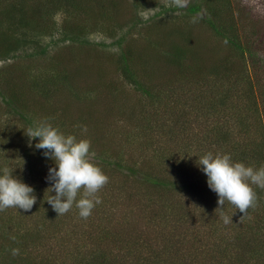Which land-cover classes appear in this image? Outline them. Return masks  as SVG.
Here are the masks:
<instances>
[{"label":"rangeland","instance_id":"1","mask_svg":"<svg viewBox=\"0 0 264 264\" xmlns=\"http://www.w3.org/2000/svg\"><path fill=\"white\" fill-rule=\"evenodd\" d=\"M82 1L93 9L99 8L102 3L106 7L109 5L108 0ZM192 1L185 0V6L177 7L171 4V0H115L119 11H122L116 14L117 19L103 21L99 18L96 25L87 28L88 31L81 35L82 42L64 38L65 23L75 21L74 17H71L72 14L68 15L65 10L58 11L49 20H44L43 29H47L46 31L43 30L37 35L35 30L31 32V36L30 33L27 34L29 37L22 36L27 38L26 42L21 41L17 50L0 57V71L2 80L4 77L17 76L14 77V81L23 91L22 97L27 105L28 117L23 119L11 113L0 96V169L7 166L14 169V176L25 175L27 159L24 154L27 150H31L30 158L35 161L40 155L44 156L43 150L34 147L38 138L30 140L26 135L29 127L43 119H48L65 134L89 139L91 152L95 153L96 161L101 156L98 152L105 151L118 157L122 165L146 160L149 169L160 177L174 178L178 172L182 174L184 170L192 172L196 170L200 173V179L206 182L205 191L210 189L207 177L201 170L202 166L197 165L199 159H195L198 146H202L204 154L224 153V150L229 152L228 143L231 145L234 143L231 139L239 137L241 140L238 139L237 143L240 145L238 147L244 149V155L248 154L243 156L246 158L242 162L254 167L264 164V99L260 98V91L264 85V67L261 64H252L250 70L234 62L233 67L240 72L230 78L232 82L230 85L234 88L245 91L252 87L256 91L255 94L260 101L257 110L260 112L248 109L247 102L242 101L237 113L223 115L213 110L210 102L203 96L194 104L193 93L186 90L190 88L188 84L195 86L190 82H195L196 77L205 71L201 69L196 72L184 66L185 70L178 73L177 68H170L161 58L162 52L159 48L156 51L149 50V54L156 56L155 60L160 57V62H155L154 65L150 63L152 66H149V69L144 68L148 73L136 64L134 78L129 79L118 67L116 55L120 49L128 46L127 44L136 41L133 46L139 52L150 46L143 45L141 37L145 35V29L152 23V19H157L158 15L160 18L165 17L171 28L179 24L181 19H185L186 23L187 20L195 21L185 14L188 4ZM230 1L232 6L242 8L240 10V15L244 17L241 27L242 40L248 39L247 41L252 43V49L258 53L257 61L262 60L264 63V0ZM69 11L74 14L77 12L72 7H69ZM77 18L84 20L78 21L79 24L89 26L92 23V18H86L83 13ZM169 18L172 20L169 21ZM116 21L119 25H115ZM188 25L195 36L203 37V29L199 25L192 22H188ZM121 38L124 39L122 42L119 41ZM69 46L73 47L70 54L72 59L65 54ZM163 46L161 45L160 49ZM88 47L91 50L86 51ZM157 50L160 56L156 54ZM216 56L220 57L223 54H210V58L215 60ZM60 71L69 75L71 86L68 87L71 90L65 84L59 87L56 81L54 90L50 85L48 93H42L38 87L32 86L35 75L56 78L54 74H59ZM239 77L242 80L237 82ZM132 79L145 83L144 87L149 88L153 95L154 93L158 95L152 98L142 93ZM248 79L253 84L248 82ZM179 93L183 95L180 96ZM214 125L225 127L226 131L229 129L233 133L239 131L242 133L233 138L230 136L231 139H224L221 135L222 140L218 137L220 132L217 135L216 130H211ZM83 127H86V132L82 131ZM202 135L208 137L209 142L202 141ZM200 143L202 145H199ZM48 169L42 168L39 175L45 176L46 179ZM196 180L194 179L195 182ZM37 181V189L34 191L40 190ZM33 183L34 181L31 182ZM258 190L262 198L258 200L255 208L248 210L247 216L241 218L242 213L225 204L223 209L225 214L231 216L235 212L232 223H223L220 211L216 210L218 198L214 200L213 197L208 199L210 203L201 201V205L187 200L184 212L189 210L193 214L197 213V218L192 221L194 223L187 226H183L184 222L181 226L177 225V216H181L180 214L163 211L164 226L160 227V230L167 235H176L183 242V247H200L204 242L212 243L217 240L221 246L230 245L236 255L242 254L239 250L251 249L250 254H247L240 263L264 264V189ZM134 194L130 195L125 191L123 182L119 186L108 182L98 193L102 203L95 206L87 219L79 216L75 206L63 215H57L51 209L50 219L48 216L41 218L44 215L41 211H33L30 214L16 210L0 213L2 235L3 232L11 230L9 236L13 238V234L16 233L13 230L19 227L22 231L30 225L37 226L34 230H41L40 234L35 233L37 235L35 244H29L30 249L26 248L25 253L20 252L15 256L12 251L10 254L5 251L3 236L0 237V264L9 260L11 264H91L87 263L90 255V246L87 243L96 234H102L105 228H108L110 233L131 231L134 236L143 230L142 239L148 243H155L152 237L159 230L144 221L141 215L144 216L146 210L141 207L145 202L139 195ZM203 194L200 193L201 197ZM183 196L187 197L184 194ZM178 197L176 194L173 196ZM205 212L214 223L211 228L208 225L209 221L203 224L199 218ZM170 213L175 218H171ZM8 217L10 219H7ZM185 218L187 217L183 220ZM238 235L242 238V242H238L243 243L241 245L236 244L234 239ZM221 237L223 238L220 239ZM129 243L136 245V239L131 238ZM140 251L144 253L143 250ZM138 255L137 248L133 251V260Z\"/></svg>","mask_w":264,"mask_h":264},{"label":"trees","instance_id":"2","mask_svg":"<svg viewBox=\"0 0 264 264\" xmlns=\"http://www.w3.org/2000/svg\"><path fill=\"white\" fill-rule=\"evenodd\" d=\"M81 1L0 0V57H5L8 53L17 50L21 41L26 42L27 38H22V36L29 37V35H32L31 32L35 30H37L35 32L37 35L43 30L46 31L47 29H43L44 20H49L58 11L65 10L68 15L72 14L71 17H74L75 21H67L64 25V38L75 42H82L83 39L81 35H84L88 31L87 28L96 25L99 18L103 19V21H115L117 19L116 14L122 12L119 11V7H117L115 0H108V7L102 3L97 9H93L90 5L86 6L84 2L82 1V4ZM136 6V8H138V4H136ZM69 7L75 8L77 12L74 14L69 11ZM241 9L240 7L232 6L230 0H193L188 4L185 14L195 21L187 20V23L192 22L199 25L203 29L204 35L202 38L195 36L190 26H187L185 19H181L179 24L171 28L168 26L167 19L165 17L160 18L161 16L158 15L157 19H152V23L145 29V35L141 37L144 41L143 45L150 46L146 47L142 52H139L136 51L133 46L136 41L135 43L131 42L127 44L128 46L120 49V52L116 55L115 60L117 61L118 67L129 79L134 78L133 72L136 64L139 65L140 69H149V66H152L150 63L154 65L155 62H160V57L155 60L156 56L154 54H149V50L156 51V49L159 48L162 52L161 58L169 64L170 68H177L178 73L185 70L184 66H188L189 70L191 68L196 72H199L201 69L205 71V73L196 77L197 80L195 82H190L195 86L188 84L191 89L186 88V90L193 93L194 102H192L194 104H197L200 97L203 96L210 102V107L215 111H219L222 115L237 113L242 101L247 102L248 109L259 111L257 110L258 102H260L259 97L255 94L256 91L253 90L252 87H248L245 91H240V89H236L233 85H230L232 84L230 78L240 72L238 70L236 71L233 67L235 65L234 62L240 63L241 65L239 64V66H243L244 69L250 70H252V64L254 63L261 64V66L264 67L262 60L257 61L256 58L258 53L252 49V43H249L247 41L248 39H246V41L242 40L241 27L244 17L240 15ZM81 13H83L86 18H92V23L89 26H87V24H79L78 21L84 22V20L77 18ZM155 15L153 17H155ZM123 16L125 17V15ZM170 20H172V18H169V21ZM115 25H119V23L116 21ZM28 33L30 34L27 35ZM123 40L124 39L121 38L119 41L122 42ZM139 41L137 43L138 45ZM161 45H164L162 49H160ZM154 47L156 48L152 49ZM72 48V46H69L65 53L66 57L70 59L73 58L70 55L71 51H73ZM87 50H91V48L88 47L86 51ZM159 50L156 52L158 56H160ZM210 54H223V56H216L215 60L210 58ZM203 62L207 64L205 65ZM14 68L17 69V66ZM257 68L260 69V66L257 65ZM144 70L145 73H148L146 69ZM1 75L2 73L0 71V96L2 101L11 113L16 116H21L23 119L27 118V105L22 97L23 91L14 81V77L17 76L4 77L2 80ZM54 75L57 79L47 75H35L32 86L38 87L42 93H48L50 85L52 90H54L55 81L59 84V87H61L62 84H65L66 87L71 86V79L68 74L66 75V72L60 71L59 74L57 73ZM202 76H204L203 79H200ZM241 80L242 79L239 77L237 82ZM132 81L137 86L136 88H140L142 93L152 98L158 95V93H154L153 95V92H151L149 88L144 87L143 85H145V83L143 84L135 79H132ZM248 82L253 84L249 79ZM68 89L71 90L69 87ZM179 95L181 96L183 94L179 93ZM260 98L261 100L264 99V85L260 91ZM90 115L91 117L93 115L91 111ZM220 127L222 126L214 125V128H211V130H216L215 132L217 135L220 132L218 137L222 140L223 138L220 137L221 135L224 139H231L229 138L230 136L233 138L242 133V131L233 133V131L229 129L226 131L225 127H222L223 130ZM201 139L204 142H209L208 137L205 135H202ZM238 139L241 140L239 137L231 139L234 143L231 145L228 143L227 147L229 152L224 150V153L230 154L234 161L242 162L246 158H243V156H248V154L245 153L244 155V149L238 147L240 146L239 143H237ZM245 144L247 145L248 143ZM199 145L202 144L200 143ZM218 146L220 148L221 145L219 144ZM97 151H99V148ZM98 153H100L101 156H99L98 161L94 160V162L97 163L109 177V182H113V184L118 186L123 182L125 183V191L130 195H133L135 192L134 196L139 195V198H143L145 205L141 208H144L146 213L144 216H141L144 221L150 224L152 228H157L159 232L152 237L155 243H148L147 240L144 241L142 239L144 234L143 230L139 231L137 235L134 236L131 231H114L110 233L108 228H105L102 234H96L87 243V245L89 244L90 246V255L87 263L241 264L240 262L245 256L250 254L251 249H243L239 250L242 254L236 255L230 248V245L224 244L221 246L220 242L217 240H214L212 243L204 242L200 247H183V242L178 239L176 235H167L160 230V227L164 226L162 224V221L165 219L162 217L163 211L167 210L180 214L181 216H177V225L181 226L184 222L183 226H187L193 224L194 222L192 221L197 218L196 212L194 214L189 210L184 212L187 208V200H191L193 204L201 205V201L207 202L210 198L214 197V200L218 198L216 193L212 190H204L206 182L200 179V173L196 170L194 172L184 170L182 174L178 172L174 178L169 176L160 177L149 169L146 160L141 162L137 160L127 165H122L121 160L115 155H109L105 151H100ZM200 155H204L202 146L197 147L195 159H199ZM24 156L27 159L25 161L26 173L25 175L20 174L17 177L25 184L33 187L34 190L37 189L36 180H38L37 182L40 189L34 191L37 197V203L27 214L33 211H41V213H44L41 218L48 216V219H50L49 215L52 208L46 201L48 193L45 190L51 186V182L47 181L45 176L41 177L39 171L44 167H53L54 163L52 160L41 155L36 161L33 160L30 158L32 156L31 150H27ZM250 156H257V154H250ZM124 170L126 172H124ZM190 177L193 178L190 179ZM196 178L199 180H196ZM194 179L197 182H195ZM32 181H34L33 184H31ZM253 187L258 195V200L261 199L262 196L258 187ZM200 193H204L202 197ZM174 194L179 197L173 198ZM183 194L187 197H184ZM11 210H16L18 212L22 211L15 208H8L5 211ZM0 213H4V211ZM170 217L175 218L171 213ZM184 217L187 218L183 220ZM199 218L203 224L209 221L208 225L210 228L214 224L212 220L208 218L206 212L200 215ZM7 219L10 218L8 217ZM39 224L40 223H38V226H40ZM35 227L37 226L30 225L26 229L23 228L22 231L18 227L17 230H13L16 232L13 234V238L9 236L11 230L3 232L4 235L0 233V237L3 236L2 243L5 244V251L10 254L12 249H19V253H25L24 250L26 248L27 250L30 249L29 244L34 245L37 241V235L35 233L40 234L41 230H34ZM131 238L136 239V245H129ZM222 238L223 237L220 239ZM234 239L236 240L235 242H237L236 244H243L238 243L242 242L240 235ZM137 248L139 249V255L133 260V251ZM140 250H143L144 253H141ZM29 253L30 252H28L27 256H29ZM2 264H11V262L9 260L2 262Z\"/></svg>","mask_w":264,"mask_h":264},{"label":"clouds","instance_id":"3","mask_svg":"<svg viewBox=\"0 0 264 264\" xmlns=\"http://www.w3.org/2000/svg\"><path fill=\"white\" fill-rule=\"evenodd\" d=\"M171 4L183 7L185 0H171ZM86 130L83 127L82 131ZM26 135L30 140L38 138L34 147L43 150V155L54 163L46 177L51 182L45 190L47 203L57 215L66 214L75 206L79 216L87 219L95 206L102 203L98 193L109 182V177L94 162L91 141L63 133L48 119L29 127ZM197 165L202 166L209 189L218 197L216 210L220 211L224 224L232 223L235 213L231 216L224 213L226 203L242 213L241 218L257 206L258 195L253 186L264 189V164L254 167L234 161L230 154L207 152ZM13 171L7 166L0 169V212L8 208L29 212L37 203L34 189L14 176ZM12 254L19 255V249H12Z\"/></svg>","mask_w":264,"mask_h":264}]
</instances>
